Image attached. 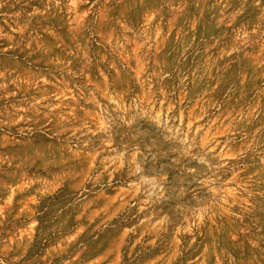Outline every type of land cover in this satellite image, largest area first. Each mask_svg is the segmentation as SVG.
I'll return each mask as SVG.
<instances>
[{
    "label": "rangeland",
    "instance_id": "obj_1",
    "mask_svg": "<svg viewBox=\"0 0 264 264\" xmlns=\"http://www.w3.org/2000/svg\"><path fill=\"white\" fill-rule=\"evenodd\" d=\"M0 264H264V0H0Z\"/></svg>",
    "mask_w": 264,
    "mask_h": 264
}]
</instances>
